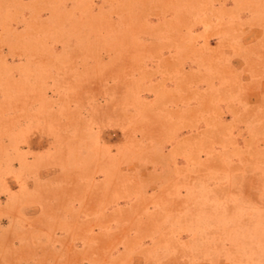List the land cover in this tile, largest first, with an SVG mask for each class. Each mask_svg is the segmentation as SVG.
Returning <instances> with one entry per match:
<instances>
[{
	"label": "rangeland",
	"instance_id": "obj_1",
	"mask_svg": "<svg viewBox=\"0 0 264 264\" xmlns=\"http://www.w3.org/2000/svg\"><path fill=\"white\" fill-rule=\"evenodd\" d=\"M0 264H264V0H0Z\"/></svg>",
	"mask_w": 264,
	"mask_h": 264
}]
</instances>
